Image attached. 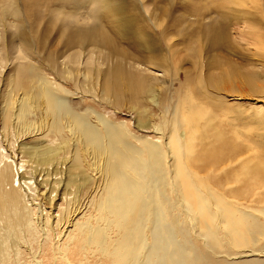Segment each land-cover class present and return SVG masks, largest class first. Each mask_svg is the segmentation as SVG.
I'll return each mask as SVG.
<instances>
[{
	"label": "bare ground",
	"instance_id": "obj_1",
	"mask_svg": "<svg viewBox=\"0 0 264 264\" xmlns=\"http://www.w3.org/2000/svg\"><path fill=\"white\" fill-rule=\"evenodd\" d=\"M187 2L177 15V0H0V38L30 49L55 37L108 67L74 78L77 61L62 73L22 65L7 84L3 131L34 139L16 150L15 172L10 160L0 166V264H264V136L252 145L229 128L213 96L228 73L185 75L170 93L135 66L169 73L178 54L229 55L235 27L252 47L245 52L264 59V8L261 0ZM70 4L72 14L91 7V24L66 22L52 37L55 13ZM9 19L18 33H8ZM213 59L210 70L222 67ZM102 106L125 109L133 125ZM26 168L40 178L34 187Z\"/></svg>",
	"mask_w": 264,
	"mask_h": 264
},
{
	"label": "rangeland",
	"instance_id": "obj_2",
	"mask_svg": "<svg viewBox=\"0 0 264 264\" xmlns=\"http://www.w3.org/2000/svg\"><path fill=\"white\" fill-rule=\"evenodd\" d=\"M177 1H179V3L175 4L173 8L177 11L174 14L178 15L182 12L181 9L187 1V3L190 4L193 3L192 1L194 0ZM159 5L162 6L164 3L161 2ZM248 6L247 9L244 7L247 11L250 9ZM261 6L264 8V0H261ZM63 8L64 11L60 10L55 13L56 20L54 22L56 23L52 27V37H54L53 35L59 30L60 26L66 22H71L79 28H86L87 24H91V19H89V10L91 7H80V9L75 10L73 14L71 13L73 4L67 7L64 6ZM152 12L154 13L153 7L149 6L148 15ZM7 22L9 34L19 32L16 23H13L11 19ZM26 28L27 30L30 29L28 26H26ZM39 29H42V26H40ZM237 31L238 27H235V31H232L234 42L231 43L232 53L229 55L219 54L218 56L210 57L206 54H202L196 61L184 54H178L168 59V64L170 66L169 73H165L161 69L155 67L147 69L140 63L135 66L138 67L139 70H146V73L150 76L166 81L167 85H169L170 93L180 88L184 82L185 75H190L192 78L198 75L199 78L203 80L206 76L219 75L221 70H225L228 73L227 76L229 80L226 82L224 88L216 94L213 93V96L223 103V111L226 115L229 128L242 130L244 132V139H249L252 145H258L259 141H262V137L264 136V59H258L248 52H245L252 47L248 46L244 40L237 39ZM153 32L159 37V31L154 30ZM0 34H3L2 29H0ZM52 37H50V39ZM55 40L54 37V40L45 43L32 41L33 44H30V49H27L28 47H26L25 43L19 40L11 41L6 40L4 37L0 38V108L4 92L7 91V84L10 80L17 78L19 72L17 69L22 65L24 67L25 65L32 64L37 67H42L47 71V66L50 64L51 67H57L58 71L62 73L66 71V69H64L66 65L71 64L72 61H77V64L71 66V68L74 69L72 72V77L74 78H77V71H86L88 68L92 69L93 67L104 71L108 68L105 65L102 67L98 66L94 63V59H90L89 48L85 51L83 50V52L82 50H77L79 56H76V58L74 56L76 50L65 51L61 49V41ZM241 50H243V52H239ZM211 58H214L213 61H217L222 67L220 66L218 69L210 70L208 68V63L211 61ZM196 64L199 65V67L196 66ZM175 68L178 71L177 76H174ZM78 79H80V77H78ZM72 84L73 83H68L67 87L72 89L76 82ZM75 102H77V99H73L71 103L74 107L76 106ZM100 110L103 111L102 113L106 114V116L113 118V120L130 122L131 125H133L135 116L126 112L125 109L120 110V112H114L112 109L102 106ZM14 133L17 135L16 132ZM14 133L4 132L0 120V166L3 165L2 162L10 160L9 162L13 164V170L15 172L14 164H18L20 161V156L18 158V151L16 150H18L21 142L31 145L33 143L32 139L34 138L31 139L32 141L24 137L21 138V135L20 138H15V136H13ZM2 156H4L3 159ZM22 171L24 172V168H22ZM22 171L21 169L19 170L20 173H22ZM24 176L27 177V179L26 177L24 178L26 182L30 184V187H34L40 181V178H36V176L31 180L28 168H26ZM20 239L23 240L22 238ZM24 253L25 257L21 260H28L30 254H28L26 250H24Z\"/></svg>",
	"mask_w": 264,
	"mask_h": 264
}]
</instances>
